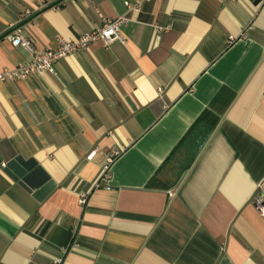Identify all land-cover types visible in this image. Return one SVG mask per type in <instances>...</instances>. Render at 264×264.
<instances>
[{"label": "crops", "instance_id": "1", "mask_svg": "<svg viewBox=\"0 0 264 264\" xmlns=\"http://www.w3.org/2000/svg\"><path fill=\"white\" fill-rule=\"evenodd\" d=\"M39 1L0 0V72L16 29L125 44L0 84V264H264V0Z\"/></svg>", "mask_w": 264, "mask_h": 264}, {"label": "built area", "instance_id": "2", "mask_svg": "<svg viewBox=\"0 0 264 264\" xmlns=\"http://www.w3.org/2000/svg\"><path fill=\"white\" fill-rule=\"evenodd\" d=\"M147 0H135V2H125L124 6L131 11L139 12V6L142 2ZM149 1V0H148ZM40 7H45L50 4V0H40ZM30 11H25L22 15V19L29 17ZM126 22V18L119 16L113 20H106L99 27L92 29L91 31L79 36L76 41H67L62 37H57L58 46L55 49H49L39 51L34 46V43L23 36L22 30L16 29L9 36V39L14 47H21L28 51L33 61L31 63H22L14 67V69H5L0 72V84L10 80H24L31 75L41 76L44 74H54V64L60 59L73 55L81 50L86 49L90 44L100 41L104 47H109L114 43L124 45L125 38L121 32V26ZM93 155H90L88 159H91ZM108 166L104 167V173L101 180H108ZM79 204L85 206L86 195L79 196ZM254 205L257 209V213L264 218V199L260 196L254 198ZM61 259H55L53 264H60Z\"/></svg>", "mask_w": 264, "mask_h": 264}]
</instances>
